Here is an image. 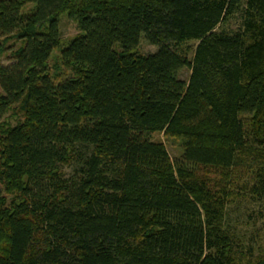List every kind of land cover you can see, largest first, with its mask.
Returning a JSON list of instances; mask_svg holds the SVG:
<instances>
[{
	"label": "trees",
	"instance_id": "obj_1",
	"mask_svg": "<svg viewBox=\"0 0 264 264\" xmlns=\"http://www.w3.org/2000/svg\"><path fill=\"white\" fill-rule=\"evenodd\" d=\"M247 197L264 0H0V264H264L228 223Z\"/></svg>",
	"mask_w": 264,
	"mask_h": 264
},
{
	"label": "rangeland",
	"instance_id": "obj_2",
	"mask_svg": "<svg viewBox=\"0 0 264 264\" xmlns=\"http://www.w3.org/2000/svg\"><path fill=\"white\" fill-rule=\"evenodd\" d=\"M60 27L65 39H70L79 33L77 24L68 19L65 14L61 18ZM197 43V41H189L185 45L190 46L193 50ZM138 50L142 53H152L157 50V47L142 39ZM9 62L7 58L4 59L5 64ZM189 75L190 70L188 68H184L180 72V76L183 79H187ZM154 137L167 143L169 152L173 158L179 157L182 154V149L179 146L178 140L166 138L158 133L154 134ZM65 171L67 175H71L75 171V165L65 167ZM240 203V205H231L228 223L234 229L238 239L242 243L257 247L260 243L264 242V201L255 202L247 197Z\"/></svg>",
	"mask_w": 264,
	"mask_h": 264
}]
</instances>
